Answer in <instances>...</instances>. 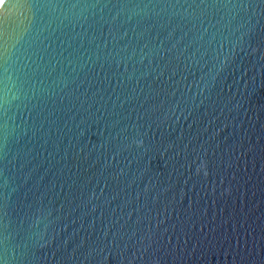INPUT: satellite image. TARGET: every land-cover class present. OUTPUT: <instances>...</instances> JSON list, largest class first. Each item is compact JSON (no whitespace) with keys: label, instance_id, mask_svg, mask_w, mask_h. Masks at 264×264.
<instances>
[{"label":"water","instance_id":"1","mask_svg":"<svg viewBox=\"0 0 264 264\" xmlns=\"http://www.w3.org/2000/svg\"><path fill=\"white\" fill-rule=\"evenodd\" d=\"M0 264H264V0H1Z\"/></svg>","mask_w":264,"mask_h":264},{"label":"bare ground","instance_id":"2","mask_svg":"<svg viewBox=\"0 0 264 264\" xmlns=\"http://www.w3.org/2000/svg\"><path fill=\"white\" fill-rule=\"evenodd\" d=\"M1 1V0H0Z\"/></svg>","mask_w":264,"mask_h":264}]
</instances>
